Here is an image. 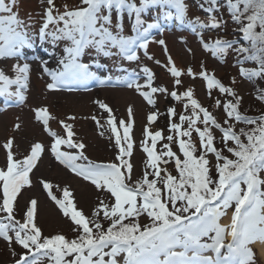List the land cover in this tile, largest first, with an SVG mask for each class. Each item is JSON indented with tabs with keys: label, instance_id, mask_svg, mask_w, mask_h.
I'll list each match as a JSON object with an SVG mask.
<instances>
[{
	"label": "snow or ice",
	"instance_id": "snow-or-ice-1",
	"mask_svg": "<svg viewBox=\"0 0 264 264\" xmlns=\"http://www.w3.org/2000/svg\"><path fill=\"white\" fill-rule=\"evenodd\" d=\"M16 2L17 0H10L9 3L0 0V58L21 57L22 49L33 46L29 26L13 11ZM206 2L212 5L204 9L210 14L211 23L204 24L199 18L194 22L189 21L193 31L197 26L220 27L221 22L211 15L219 10L218 0ZM47 3L49 7L45 12V20L39 29L41 43L51 40L55 46L56 41L69 42V46L64 49L66 55L60 61L62 70L49 72L55 82L48 85L49 89L56 84L82 81L94 75L89 71L88 64L80 62L88 47L94 48L98 55H120L128 61L138 60V49H144L147 55L150 42L148 37L152 29L159 27L160 18L158 16L152 22L142 19V13L149 8L159 7L165 19L175 14L181 23L184 22L187 11L184 0H140L139 6L134 0H82L85 7L65 10L63 13L57 10V14L53 15V0H47ZM224 6L233 22L241 25L239 31L243 34L242 39L250 42V47L235 48L238 54H244L238 63L243 65L245 62H255L258 65L256 68L241 67L240 75L250 81L264 78V0H225ZM113 10L117 14L115 24ZM125 11L130 19L135 14L132 36L123 34L122 19ZM61 22L63 27H59ZM49 25L57 27L49 30ZM157 43L165 44L164 40ZM235 43L238 42L217 39L214 43H205L204 47L212 51L214 56H223ZM113 48L117 50L116 53L111 52ZM169 65L171 67L168 71L175 78V85H181L182 72L170 57ZM14 67L15 78H10L0 70V96L16 97L18 102H23L25 97L22 89L27 88L29 65L17 64ZM45 71L48 69L45 68ZM142 71L147 78L145 85L142 86L134 80L125 83L128 87L135 86L148 104L155 107L153 94L167 95L168 90L152 86L154 74L150 69L144 67ZM188 75L195 78L191 68L188 69ZM199 75L206 81L209 94L212 89L217 88L220 93L233 98L222 105L225 113L224 124L227 127L222 126L207 108L193 98L191 89L182 94L172 91L170 95L174 100L188 101L184 108L187 110L190 107L191 115L180 114V123H170L169 130L175 135L166 137L169 143L164 144L159 153L157 142L163 138L162 131L152 132L148 127L145 128L144 133L146 137H150L151 146H143L142 150L147 154V168L152 171L145 170L142 178L134 182H131L133 166L124 159L133 152V142L129 135L132 126L120 120L119 127L123 128L121 136L117 121L111 115L112 109L107 104L97 101L109 113L106 123L115 136V145L119 149L117 160L120 164L95 163L89 160L83 151L85 144L72 139V125L60 121L67 133L65 139L48 127L49 119L53 117L47 109L36 110L37 118L42 120L45 130L53 138L51 151L56 159L77 176L90 181L97 190H106L114 197V202L106 203L101 200L89 218L69 199L68 189L64 190V199L60 200L52 194V185L42 181L48 195L57 203L64 216L73 222V231L79 234L73 239H68L63 234L43 236L41 228L35 223V199L30 201L24 221L16 220L13 215L14 202L21 189L26 185L30 186L29 173L36 166L43 146L41 143L34 144L30 155L23 161H17L11 151L13 141L9 139L4 145L7 150L6 170H0L3 190L0 213L7 214L0 216V238L9 244L14 239L15 243L27 250L16 264H41L43 259H47L49 264H119L117 257L121 254L123 264H256L250 245L256 242L264 244V178L261 177L264 174V116L250 118L242 115L238 111L242 98L237 96L233 88L224 86L214 74L209 75L206 70H202ZM12 85L16 86L14 92L9 90ZM142 88L149 90L142 91ZM258 91V98L264 100V90ZM215 104L219 108L222 102L217 99ZM128 111L131 117V107ZM167 114L170 118L177 115L175 108L171 107L167 109ZM92 119L98 127H103L95 116ZM147 119L149 125L154 123L157 112L149 114ZM230 120L255 127L249 131L241 129L237 133L234 124L229 123ZM185 123L186 129L182 128ZM198 124L202 127L197 126ZM213 128L222 133L221 141L235 159H229L222 154V149L215 147ZM193 132L197 134L199 146L192 140ZM100 134L103 135V132ZM185 137L188 139H184ZM174 140L178 143L183 159L171 148ZM229 141L235 146H228ZM61 145L78 151H61ZM209 154H214L216 159L218 178L215 180L210 176V161L207 159ZM172 161L178 176L172 175L167 167H162ZM122 168L126 171H122ZM150 175L152 179H149ZM233 204L235 208L230 224H221V217L227 215V210ZM143 214L150 218V225L139 224V217ZM104 221L108 222L107 228L104 227ZM10 232L14 233V237L9 235ZM229 236L231 242L225 243ZM222 249L227 251L222 252ZM208 251L213 252L214 257L204 255Z\"/></svg>",
	"mask_w": 264,
	"mask_h": 264
},
{
	"label": "rangeland",
	"instance_id": "rangeland-1",
	"mask_svg": "<svg viewBox=\"0 0 264 264\" xmlns=\"http://www.w3.org/2000/svg\"><path fill=\"white\" fill-rule=\"evenodd\" d=\"M137 2V1H136ZM57 8L67 10L69 8L77 7L75 0H53ZM189 17L194 20L198 18L199 14H207L204 9L200 11L196 7L195 0H188ZM198 5V4H197ZM67 6V7H66ZM49 7L47 0H22L18 6L22 15L29 19L27 24L39 23L40 17L43 16V11ZM114 13L116 14L115 10ZM117 15V14H116ZM123 22L127 26H131L127 11L123 13ZM174 28H178L180 23L176 20ZM240 26L231 23L228 18L218 33L206 34L189 29L192 36L185 35L183 31H170L161 35L156 33L153 40L150 39V45L145 50L138 52V60L135 61H121L116 63L114 60H107L101 55H90L86 57L88 48H86L80 58V62L89 65V71L94 75L86 80L65 83L67 87L78 86L84 83H89V89L67 91L63 90L60 85H55L49 89V84H55L49 72H59L62 70L60 61L65 57V47L58 48L49 45L48 43H41L39 38H33V46L22 49L23 55L21 57H5L0 58V70H3L10 78H15V65L27 63L29 70L27 73V88L22 89V92H27L28 98L26 102L20 103L14 98V107L4 110L0 99V170H6L7 164V150L4 145L9 139L13 141L11 151L14 159L23 161L24 158L30 155L31 148L36 143H41L43 151L36 162V166L29 173L31 181L30 186H24L14 202V217L23 222L25 213L30 206V201L35 199L37 201V210L35 214V223L41 228L43 236H52L56 234H63L68 239L75 238L79 233L73 231L75 227L69 217H65L62 210L57 203L48 195V191L44 189L42 181H46L52 185V194L60 200L64 199L63 192L68 189L70 197L78 210L91 218L94 209L98 206L101 200L106 203L114 202V197L106 190H97L90 182L85 181L82 177L74 174L69 168L60 163L51 151V145L54 142L53 138L45 130L42 120L37 118L38 109H47L52 119H49L48 127L57 132L59 136L67 139V133L60 121L72 125L74 142H82L85 144L83 149L85 155L89 160L95 163H117L119 149L115 145V136L111 133L110 126L106 123L109 118V113L99 106L97 101L107 104L112 109L111 115L117 121L118 132L123 136V128L119 127V121L124 120L131 124V131L129 133L133 142V152L130 157L124 159L129 161L133 168L131 173V182L142 178L145 170L151 172L147 168V154L143 152V146H151L150 137H146L144 130L148 127L149 131H162V139L157 142V152L163 150V145L168 144L166 137L168 135H175L169 130L171 122L180 123L179 115H191V108L187 110L184 104L188 101L174 100L170 93L177 91L178 94L191 89L193 91V98L209 111H213L217 121L222 126L224 124L225 113L223 111V103L227 102L226 94L220 93L219 89L214 88L209 94L206 86V81L200 77L202 70H206L209 75L214 74L224 86L231 87L236 92L237 96L241 97L239 103V110L250 116H264V103L260 101L259 90H264V78H259L256 83L242 77L240 75V68L245 67L238 63L241 59V54H238L235 49L231 48L223 56H214L212 51L206 50L205 43H212L214 37L233 38L237 40L242 38V33L239 31ZM230 34V35H228ZM216 35V36H215ZM159 40H164L165 44L157 43ZM151 57V59L149 58ZM169 57L174 62L178 70L182 72L180 77L182 83L176 86L175 78L171 76L168 68ZM159 61V63H157ZM147 67L154 74V87H164L169 94L155 93L153 99L156 101L155 107L148 104V102L139 94L136 87H128L125 81L134 80L140 85H145L147 78L142 71V68ZM45 68L48 71H45ZM191 68L195 74V78L188 75V69ZM126 71H123V70ZM94 71V72H93ZM135 73L136 75H132ZM107 78H114L111 83H106ZM118 81H116V80ZM235 80V83H233ZM120 82V83H117ZM63 85V84H61ZM10 91H15L16 86H10ZM142 91H148V88H142ZM219 99L222 104L217 108L215 101ZM242 105V109H241ZM129 107L132 109V115L129 116ZM175 108L177 115L169 117L167 114L168 108ZM152 112H157V119L154 123L149 125L148 115ZM95 116L103 127H98L96 121L92 119ZM74 117V119H69ZM229 123L234 124L237 132L241 129L245 131L250 130L243 122H236L230 120ZM16 125H19L17 128ZM202 127V125H197ZM182 128H187V123L183 124ZM215 136V147L222 149L224 156L232 157L231 153L227 152L221 141L222 133L213 128ZM103 132V135L100 133ZM244 138V136H241ZM179 139V138H178ZM187 139V137H185ZM192 140L199 146L197 134L193 132ZM146 142V143H145ZM228 146L234 147L233 142H228ZM172 150L180 157L178 143L174 140L171 143ZM61 151L77 152V149H68L66 145H61ZM197 155L199 152L196 153ZM207 159L210 161V176L213 180L217 178L215 169L216 159L213 155H208ZM78 163H87V161H78ZM167 167L168 171L173 175L175 173L174 161L169 164L162 165ZM122 171H126L122 168ZM264 178V174H261ZM153 177L150 175L149 179ZM2 183H0V204H2ZM234 204L227 210L234 211ZM5 213H0L3 216ZM127 222V221H126ZM141 226L150 225L151 221L143 214L138 220ZM104 227H108V222L104 221ZM9 235L14 233L10 232ZM211 242V241H207ZM179 251V249H177ZM27 250L19 244L15 243L14 239L11 244L0 238V264H9L13 262L22 254H26ZM15 253V255H13ZM213 252H205L206 256H213ZM107 259V258H106ZM119 264H123V254L117 257ZM256 264H264L261 257H255Z\"/></svg>",
	"mask_w": 264,
	"mask_h": 264
},
{
	"label": "bare ground",
	"instance_id": "bare-ground-1",
	"mask_svg": "<svg viewBox=\"0 0 264 264\" xmlns=\"http://www.w3.org/2000/svg\"><path fill=\"white\" fill-rule=\"evenodd\" d=\"M231 213L227 215L225 218L220 219L221 224H230L231 222ZM231 239V237H228ZM254 246L258 249V254L261 257L262 261L264 262V244H261L260 242L254 243Z\"/></svg>",
	"mask_w": 264,
	"mask_h": 264
},
{
	"label": "trees",
	"instance_id": "trees-1",
	"mask_svg": "<svg viewBox=\"0 0 264 264\" xmlns=\"http://www.w3.org/2000/svg\"><path fill=\"white\" fill-rule=\"evenodd\" d=\"M226 10L228 11V9L226 8ZM245 23H246V21H245ZM240 27H241V25H239ZM257 31H259V28H257L256 29ZM242 46H244V47H250V42H247V41H245V44L244 45H242ZM244 55V54H243ZM255 64V65H257L255 62H250V64ZM229 98L230 99H233L231 96H229ZM262 102L264 103V100H262ZM241 107H242V105H241ZM211 113L214 115V113H213V111H211ZM246 127H248V128H250V127H255L254 125H249V124H247V126ZM249 131V130H248ZM188 139V138H187ZM241 139L242 140H244L245 142H247L246 141V138L244 137V139L241 137ZM228 157V156H227ZM229 159H235V157L232 155V157H228ZM221 163H223V161L221 162ZM217 175V178H218V174H216ZM177 176H178V173H177ZM216 178V179H217ZM211 186V185H210ZM189 191H190V189H189ZM151 221V220H150ZM149 224H151V223H149ZM141 225V224H140ZM107 228V227H106Z\"/></svg>",
	"mask_w": 264,
	"mask_h": 264
}]
</instances>
